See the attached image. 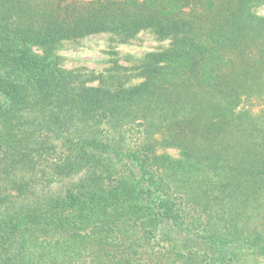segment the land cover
<instances>
[{"label": "trees", "instance_id": "obj_1", "mask_svg": "<svg viewBox=\"0 0 264 264\" xmlns=\"http://www.w3.org/2000/svg\"><path fill=\"white\" fill-rule=\"evenodd\" d=\"M263 4L0 0V264H261ZM148 29L132 67L55 53Z\"/></svg>", "mask_w": 264, "mask_h": 264}, {"label": "rangeland", "instance_id": "obj_2", "mask_svg": "<svg viewBox=\"0 0 264 264\" xmlns=\"http://www.w3.org/2000/svg\"><path fill=\"white\" fill-rule=\"evenodd\" d=\"M256 11L264 15V4L257 7ZM169 44V39H161L150 29L141 31L125 43L118 41L115 35L105 32L77 40L62 41L55 53L59 56L61 65L66 68H83L86 71L101 73L116 64L127 67L138 65L143 62L148 52L166 48ZM36 50L40 52L38 47ZM140 81V78H133L128 85ZM166 151L173 156L179 155L175 148ZM261 264H264V259Z\"/></svg>", "mask_w": 264, "mask_h": 264}]
</instances>
